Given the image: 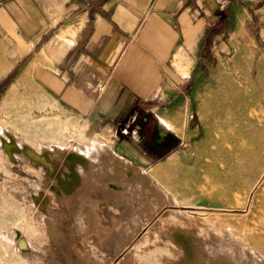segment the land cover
I'll return each instance as SVG.
<instances>
[{
  "label": "crops",
  "instance_id": "crops-1",
  "mask_svg": "<svg viewBox=\"0 0 264 264\" xmlns=\"http://www.w3.org/2000/svg\"><path fill=\"white\" fill-rule=\"evenodd\" d=\"M0 3V16L20 33L6 40L0 80L24 58L2 98L29 76L59 112L110 131L112 150L139 166L197 132L191 87L222 55L244 54L242 38L250 45L247 68L264 83V0ZM181 116L186 125L177 131Z\"/></svg>",
  "mask_w": 264,
  "mask_h": 264
},
{
  "label": "rangeland",
  "instance_id": "rangeland-1",
  "mask_svg": "<svg viewBox=\"0 0 264 264\" xmlns=\"http://www.w3.org/2000/svg\"><path fill=\"white\" fill-rule=\"evenodd\" d=\"M1 7H4L3 3H0ZM16 38H20L16 22L0 16V76L8 61L6 40ZM249 46V42L242 38L238 48L245 55L235 52L222 55L213 68L191 87V120L197 125V132H193L194 135L189 133L193 135L191 139L178 145L172 153L154 156L140 165L148 171L163 166L157 172L158 176L177 187L176 196L179 199L185 197L184 203L178 207L173 204L158 207L152 219L140 229L133 228L129 240H126L125 231L121 240L113 232L112 236H105L109 241L105 247L100 246L94 236L96 245H90L89 252L96 264H119V259L127 252L130 253L128 264H166L164 255L174 251L167 229L169 224L179 220L178 215L171 213L175 209L196 212L195 217L187 216L184 221H188L187 227L193 234L202 236L207 248L220 246L209 226L219 228L224 234L225 226L230 225L236 230L234 237L242 235L246 246H257L264 252V83L254 76L251 68H247L245 56ZM23 59L0 80V129L30 144L90 148L94 143H105L112 149L110 131L88 120L59 112L33 85L29 76L8 100L2 98ZM179 60L177 58L174 62ZM173 125L175 130L181 131L186 125V117L175 119ZM229 150L231 157L226 155ZM142 151L146 152V149ZM228 186L233 187L231 191ZM182 189L186 191L185 196ZM68 212L65 209L64 214L69 216ZM30 215L28 209L10 194L0 192V264H84L70 245L52 247L54 249L50 252L51 246L45 243L40 232L31 234L27 231ZM74 227L75 242L81 246L80 226L75 224ZM23 231L41 243L40 247L45 251L40 259L26 261L17 252L14 239ZM167 242L169 246L166 247ZM224 246L230 247L229 244ZM207 263L218 264L215 259H206L204 264Z\"/></svg>",
  "mask_w": 264,
  "mask_h": 264
},
{
  "label": "bare ground",
  "instance_id": "bare-ground-1",
  "mask_svg": "<svg viewBox=\"0 0 264 264\" xmlns=\"http://www.w3.org/2000/svg\"><path fill=\"white\" fill-rule=\"evenodd\" d=\"M26 141H19L0 129V180L3 182H0V192H7L28 209L31 218L27 231L40 232L45 243L50 244V252L52 247L70 245L80 262L96 264L89 252V246L96 245L94 236L100 246L107 245L105 236L113 232L121 240L125 231L129 240L135 228L140 229L153 218L158 207L169 204L178 207L184 203L185 197L176 196L177 187L158 176L163 166L148 171L105 143L84 148ZM226 155L231 157V150ZM228 187L230 191L233 188ZM184 192L182 189L181 193ZM65 209L69 210V216L67 212L64 214ZM171 213L178 215L179 220L176 218V223L171 220L167 229L174 251L164 255L166 264H204L206 259H215L218 264H264V252L257 246H246L242 235L234 237L236 230L232 226H225L224 234L219 228L209 226L220 246L207 248L202 236L193 234L187 227L188 221H184L187 216L195 217V211L175 209ZM75 224L80 226L81 246L75 242ZM27 231L14 239L15 248L26 261L38 260L45 250ZM119 260V264H128L130 253Z\"/></svg>",
  "mask_w": 264,
  "mask_h": 264
}]
</instances>
